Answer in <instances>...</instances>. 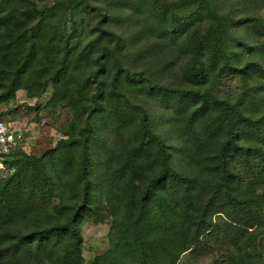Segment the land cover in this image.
Returning a JSON list of instances; mask_svg holds the SVG:
<instances>
[{
	"label": "trees",
	"instance_id": "16d2710c",
	"mask_svg": "<svg viewBox=\"0 0 264 264\" xmlns=\"http://www.w3.org/2000/svg\"><path fill=\"white\" fill-rule=\"evenodd\" d=\"M6 4L9 8L24 4L26 12L19 16L13 9L0 17V27L4 29V33L0 34V103L14 98L19 90H26L31 98L39 97L51 85L53 96L49 104L62 103L68 107L82 108V114H88V118L84 126H81V122L75 124L67 134L68 138L60 141L58 149L54 151L60 162L56 168L46 166L44 157L28 155L25 148L12 155L10 164L15 172L0 184V204H3V197L18 185L19 174H27L19 187L25 189L27 186L31 198L37 193L45 196L47 191L52 190L54 182L49 174H61V177L64 174L67 177L76 174V179H71L68 184L78 190L72 204L62 205L66 213L59 209V215L66 216L64 223L29 233L13 232L8 217L0 209V264H85L81 250L83 238L78 224L92 208L94 200L101 197L98 194L102 191L110 195L119 194L116 199L121 202L122 195H126L128 189H142L137 183H145L148 175V183L136 194L138 199L129 227L133 238L128 246L121 249L127 259L131 256L147 258L151 253L166 257L174 253L172 263H176L188 251L195 257L213 253L214 250L202 238L209 237L220 243L223 234L234 241L250 230L249 233L257 231L264 221V196L255 197L252 184L242 193L237 192L231 161L236 156H242L249 162L252 157L264 155L254 144L264 143V66L249 62L239 68L241 72L253 69L260 78H256L255 88L250 95L248 91L244 92L235 102L219 98L212 87H204L203 90L200 87L208 76L200 60L203 50L209 49L213 60L222 58L227 66L236 59L238 53L230 49L229 33L238 20L222 15L215 0H191L189 5L195 7V13L187 18H179L174 14L170 22L166 21V13L158 9L151 14L146 27L153 31L160 29L162 38L170 36L172 39L176 36L169 34V31L191 27L204 13L208 15L205 31L193 26L195 29L188 41V45L194 48L192 51L196 58H193L191 67H187L185 80L191 86L200 87L190 90L155 84L143 73L132 74L122 69L121 54L125 39L103 27L108 20L103 14L98 26V37L78 50L70 46L69 40L65 42L60 30L44 28L45 20L57 12L60 4L55 7H39L33 0H7ZM174 7L181 9L177 5ZM175 20L178 22L174 23ZM244 25V22L240 23L235 30L244 29ZM103 42H106V46H102L103 50L95 51V47L101 46ZM162 42L163 39L158 43V49L162 48ZM242 45L249 48L247 44ZM77 55L85 60L84 67L91 69L90 76L83 82H79L74 74L75 67L72 68V59ZM111 59L115 60L111 82L113 93L123 98L122 104L118 99L113 108V120L117 126L125 129L129 114L137 111L132 117H140L141 136L123 155L119 169L115 171L108 164L105 174L101 175L95 174L93 167L92 117L102 108L99 101L102 91H97L93 104L85 103V91L93 78L101 86L104 84L103 78ZM197 65H200L199 68ZM31 83L34 86H30ZM126 88H142L149 97L177 110L176 115L183 126L188 147L184 154L185 160L191 166L196 164L204 168L205 152L216 148L213 154L216 169L208 173L212 177L210 182L207 181L206 185L196 191L194 180L175 169L169 148L152 129L148 113L144 108L132 104L122 93ZM255 102L262 109L259 114L248 112V106ZM222 131H225L228 139L220 143L216 137ZM154 167L158 169L157 174L151 172ZM148 171L151 173L147 174ZM214 173H219L217 175H220V179L216 180ZM177 189L181 193L177 194ZM178 203L184 210L185 218L188 214L189 217L186 224L178 229L177 235L174 236L172 227L169 232L165 231L159 236L148 233L157 221L167 222ZM210 211L225 222V230L220 228L221 224L217 225L208 218ZM67 238L71 244H63L62 247V240ZM221 243L220 248L223 246ZM59 247L63 251L57 256ZM101 263L116 264L110 255L89 264Z\"/></svg>",
	"mask_w": 264,
	"mask_h": 264
},
{
	"label": "rangeland",
	"instance_id": "374dc122",
	"mask_svg": "<svg viewBox=\"0 0 264 264\" xmlns=\"http://www.w3.org/2000/svg\"><path fill=\"white\" fill-rule=\"evenodd\" d=\"M33 1L39 7H55L60 4L57 12L50 14L49 18L45 20L44 28L60 30L65 42L69 40L70 46L78 50L83 49L98 37V26L103 14L108 18L103 27L125 39L121 54L122 69L129 70L132 74L143 73L153 83L165 87L188 88L190 90L200 87L203 90L204 87H212L219 98L235 102L244 92L248 91V94H251L255 88L254 82L259 77L253 69L241 72L239 68L246 66L249 62L264 66V0H215V5L222 15L238 20L229 33L230 49L237 52L238 55L227 66L224 59L213 60L211 51L203 50L200 60L203 62L208 76L200 87L191 86L185 80V78L187 79L185 77L187 67H191L193 58H196L192 51L194 48L188 45V41L191 39L194 27L199 28L202 32L205 31L208 26V15L204 13L191 27L185 26L180 31H169V34L172 33L176 36L174 39L170 36L162 38L160 29L153 31L146 27L149 17L156 9L166 13L168 22L172 20L174 14L179 18L190 17L195 13V7L189 5L191 0H159L158 3L156 0ZM6 3L7 0H0V17L5 16L13 9L19 16L26 12L24 4L12 5L9 8ZM174 5L180 6L181 9ZM176 22L178 20L174 21V23ZM243 22L245 28L236 31V26ZM3 33L4 29L0 27V34ZM161 39H163L160 45L162 48L158 49ZM60 42L63 44V40ZM242 44H247L249 48ZM102 46L105 47L106 42H103L101 46H96L95 51L103 50ZM114 62L115 60L111 59L110 65L107 66V73L103 78L104 84L101 86L93 78L85 91V103L87 104H93L92 100L97 91H102V98L99 99L102 108L92 117L94 124L93 167L95 174L101 175L105 174L104 170L108 164L115 171L117 168L119 169L123 155L136 144L141 136L140 117L136 116L134 119L132 117L137 111H132L129 114V122L127 126H124L125 129H121L113 120V108L117 104V100H120V104L123 102V98H118L113 93L111 82L114 74ZM84 63L85 60L79 58L78 55L72 59V68L75 67L74 74L78 77L79 82H83L91 74V69L84 67ZM199 66L196 67L199 68ZM30 86H34V83H31ZM145 92L142 88H126L122 91L132 104L145 109L152 129L169 148L172 155L171 162L175 169L193 179L194 189L198 191L212 179L208 173L216 169V161L213 156L216 148L213 147L212 150L205 152L206 162L203 167L206 170L196 164L191 166L185 160L184 154L188 147L183 126L179 123V118L176 115L177 110L174 111L160 101L149 97ZM52 96L53 87L49 85L45 93L39 97L31 98L30 93L26 90H19L14 98L0 103V112L6 116V119L24 128L25 152L35 158L44 157L46 166L51 169L58 167L60 163L57 154L54 153L58 149L60 141L68 138L67 134L72 131L75 124L81 122V126H84L88 118V114H82V108L68 107L62 103L49 104ZM248 108L250 113L259 114L262 112V109L258 108V102ZM216 138L220 143L228 139L225 131L218 134ZM254 144L264 153V143ZM231 163L232 172L237 181V184L234 185L237 192L242 193L252 184L253 195L255 197L264 196V155L252 157L249 162L242 156H236ZM151 172L157 174L158 169L156 170L154 167ZM150 173L147 172V174ZM214 174L216 180L220 179V175H217L219 173ZM49 175L53 178L54 183L52 190L47 191L45 196L37 193L31 198L27 186L25 189L19 187L21 180H25L27 174H19L18 185L3 197L0 209L3 211V215L8 217L13 232L29 233L36 229L49 228L56 223L65 222L66 216L59 215V209H62L63 204H72L76 200L78 189L68 183L71 179H76L77 176L76 174H70L68 177L67 174L62 177L61 174ZM147 179H150L149 175ZM147 179L144 181L145 183H137L142 189L139 190L135 187L128 189L129 192L122 195L121 202L116 199L119 194L110 195L106 191L98 194L101 197L94 200L92 208L78 224L79 232L83 238L81 250L85 264L97 262L106 255L112 256V261L116 264H264V221L256 232L249 233L252 231L250 230L242 238L234 241L222 233V248L219 246L222 244L221 242L218 243L209 237L202 238L206 245L214 250L211 254L195 257L188 251L182 254L176 263H172L174 253L166 257L158 253H151L147 258L140 256L132 258L135 256H131L130 259H127L121 249L128 246V242L133 238L129 227L131 219H133L132 213L135 211L136 199H138L136 194L143 190L146 182L148 183ZM176 193L179 194L181 191L177 189ZM178 204L176 210L169 215L167 222L158 223L157 221V224H153L148 233L152 236H159L160 233L169 232L172 227L173 234L176 236L178 229L186 224L189 217L188 214L185 218L184 210L180 203ZM63 212L66 213V211ZM262 212L264 215V207ZM217 216L213 211L208 213V218L217 225L221 224L220 228L225 230V222ZM67 240L68 238L62 240V247L63 244H65L64 246L71 244ZM62 247H59L57 256L63 251Z\"/></svg>",
	"mask_w": 264,
	"mask_h": 264
},
{
	"label": "built area",
	"instance_id": "2783aa9c",
	"mask_svg": "<svg viewBox=\"0 0 264 264\" xmlns=\"http://www.w3.org/2000/svg\"><path fill=\"white\" fill-rule=\"evenodd\" d=\"M25 130L6 119L0 112V184L13 175L11 167L12 155L19 149H24Z\"/></svg>",
	"mask_w": 264,
	"mask_h": 264
}]
</instances>
